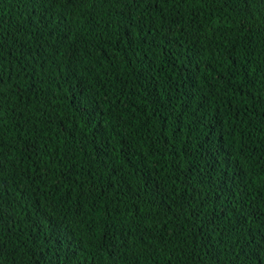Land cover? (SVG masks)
<instances>
[{"label": "trees", "instance_id": "trees-1", "mask_svg": "<svg viewBox=\"0 0 264 264\" xmlns=\"http://www.w3.org/2000/svg\"><path fill=\"white\" fill-rule=\"evenodd\" d=\"M0 264H264V0H0Z\"/></svg>", "mask_w": 264, "mask_h": 264}]
</instances>
